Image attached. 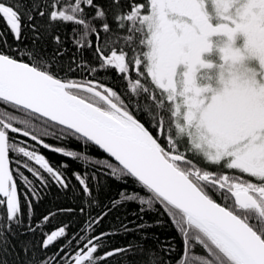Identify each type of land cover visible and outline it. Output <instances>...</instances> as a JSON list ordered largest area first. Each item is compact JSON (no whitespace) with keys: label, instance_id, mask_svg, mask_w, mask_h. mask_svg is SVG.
<instances>
[{"label":"snow or ice","instance_id":"snow-or-ice-1","mask_svg":"<svg viewBox=\"0 0 264 264\" xmlns=\"http://www.w3.org/2000/svg\"><path fill=\"white\" fill-rule=\"evenodd\" d=\"M53 189L79 203L38 223ZM133 205L172 238L109 249L143 233L115 216ZM77 211L80 232L45 231ZM116 256L264 264V0H0V264Z\"/></svg>","mask_w":264,"mask_h":264},{"label":"trees","instance_id":"trees-1","mask_svg":"<svg viewBox=\"0 0 264 264\" xmlns=\"http://www.w3.org/2000/svg\"><path fill=\"white\" fill-rule=\"evenodd\" d=\"M105 80L111 83L113 86L120 87V81L116 77L115 72L110 73L105 76ZM21 139H24L21 137ZM49 143H54L59 146L60 142L55 141L53 138H48ZM75 147V145H74ZM40 151L45 154L46 158L50 160L53 164H59L61 162H66L68 158H64L63 156L52 153L50 151L40 149ZM71 163V167L74 169H79L81 167L80 162L68 161ZM118 188L116 185H112L110 188L106 189L101 196V200L104 203L110 198H118L117 196ZM79 201L72 196L71 194H63L58 190L53 189L52 192L48 194L45 198L44 202L36 207L35 219L39 223L42 215L47 214L48 211H55L57 206L61 207H73L76 208ZM136 214V215H134ZM95 215V213H93ZM115 216L120 217L125 222L128 220H132L134 224H144L145 229L143 233H133L124 235L123 233L114 234L110 240L106 239L105 244H107L108 248L111 249L113 247H124L129 242H140L141 235H147L148 237V245L151 247H155L157 241H164L167 239H171L174 234V229L171 226V223L167 220L166 217L161 218L155 212H147V213H139V206L133 205L125 209H121L119 213H116ZM142 217V218H141ZM159 219H164V223L157 224L156 221ZM62 223H67L70 225L69 231L73 234L80 232V230L85 225V217L81 215L78 211L73 215L61 214L58 215L55 219L52 220L51 224L47 225L45 231L54 229L58 227ZM117 221L112 216L107 218L100 228L97 231H105V232H113L115 233V225ZM129 227H132L130 224ZM34 239L39 240L40 237L37 235ZM59 243H64V241H60ZM53 249L52 251H55ZM51 255V252H49ZM110 264H128V259L125 256H116L114 258H110Z\"/></svg>","mask_w":264,"mask_h":264}]
</instances>
